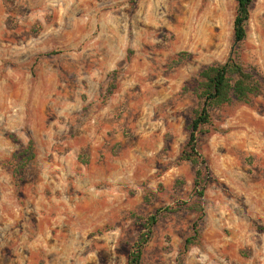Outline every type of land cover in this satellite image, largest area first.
<instances>
[{
    "label": "rangeland",
    "instance_id": "374dc122",
    "mask_svg": "<svg viewBox=\"0 0 264 264\" xmlns=\"http://www.w3.org/2000/svg\"><path fill=\"white\" fill-rule=\"evenodd\" d=\"M233 0H0V264H264V87L198 136L209 178L180 159L195 78L233 46ZM238 60L264 77V0ZM32 140L36 157L14 172Z\"/></svg>",
    "mask_w": 264,
    "mask_h": 264
},
{
    "label": "trees",
    "instance_id": "16d2710c",
    "mask_svg": "<svg viewBox=\"0 0 264 264\" xmlns=\"http://www.w3.org/2000/svg\"><path fill=\"white\" fill-rule=\"evenodd\" d=\"M235 2V15L232 22L233 46L229 56L223 62H214L201 68L195 78L193 94L199 101V106L192 113L188 125V137L181 150L180 159L190 162L195 168L193 180L196 201L191 206L198 215L192 222L190 235L183 241L181 254H185L201 236L204 222V211L201 201L204 187L209 178L207 162L198 151V136L203 133V127L209 126L212 113L226 106L238 104L249 105L252 99L264 87V77L249 65L238 60L237 46L246 37V26L249 19V9L253 0H233ZM35 146L32 140L14 154V172L20 170L35 159ZM161 211L171 212V208L156 210L143 220L142 230L133 242L126 264H141L142 251L151 237L152 228L157 223ZM178 264H183L182 260Z\"/></svg>",
    "mask_w": 264,
    "mask_h": 264
}]
</instances>
